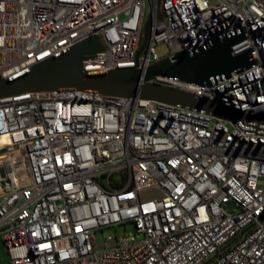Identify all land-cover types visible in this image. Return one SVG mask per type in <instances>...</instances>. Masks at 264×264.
<instances>
[{"label":"built area","instance_id":"1","mask_svg":"<svg viewBox=\"0 0 264 264\" xmlns=\"http://www.w3.org/2000/svg\"><path fill=\"white\" fill-rule=\"evenodd\" d=\"M0 0V76L92 36L86 71L145 70L215 39L255 64L210 84L155 81L241 111L94 91L0 100V240L8 264H264V0ZM167 44L159 56L156 46ZM233 203L235 213L224 206ZM132 224L96 248V233Z\"/></svg>","mask_w":264,"mask_h":264},{"label":"water","instance_id":"2","mask_svg":"<svg viewBox=\"0 0 264 264\" xmlns=\"http://www.w3.org/2000/svg\"><path fill=\"white\" fill-rule=\"evenodd\" d=\"M161 1L157 0L155 12L150 13L145 21L144 43L139 54L145 47L153 23L163 18ZM242 39L243 35L215 39L208 48L192 53L179 52L174 59L163 58L145 70L122 67L86 71L84 61L107 49L102 38L92 36L7 78L0 76V100L31 92L82 90L117 97L152 99L235 119L243 113L155 80L158 77H177L185 82L210 84L211 77L228 76L233 70L249 68L255 64L250 50L233 54V46Z\"/></svg>","mask_w":264,"mask_h":264},{"label":"rangeland","instance_id":"3","mask_svg":"<svg viewBox=\"0 0 264 264\" xmlns=\"http://www.w3.org/2000/svg\"><path fill=\"white\" fill-rule=\"evenodd\" d=\"M155 49L159 56H164L169 51V47L165 43L159 44L158 46H156ZM224 208L230 213H235L237 211V207L233 203L226 204ZM133 232H134V227L132 224H128L127 226L121 225L117 228L108 227L104 229V231H99L96 233V240H97L96 248L103 249L105 247L115 244L116 240L112 242L107 240V238L110 235L122 237L125 234H131ZM0 264H8V253L3 241L1 240H0Z\"/></svg>","mask_w":264,"mask_h":264}]
</instances>
